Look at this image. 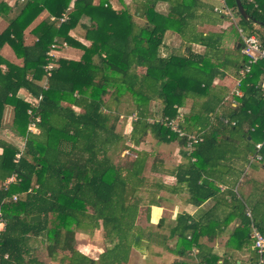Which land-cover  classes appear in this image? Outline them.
Here are the masks:
<instances>
[{"label": "trees", "instance_id": "trees-1", "mask_svg": "<svg viewBox=\"0 0 264 264\" xmlns=\"http://www.w3.org/2000/svg\"><path fill=\"white\" fill-rule=\"evenodd\" d=\"M240 1L248 20L235 0H225L236 22L204 0H16L12 6L0 1L1 17L16 10L0 32V47L7 43L22 59L21 66L0 61V128L7 107V127L22 143L0 140V211L6 219L0 264L125 263L132 248L152 238L138 219L143 212L148 221L150 207L164 199L161 193L180 195L195 206L212 200L200 217L175 216L167 235L175 241L173 264H188L176 259L192 249L197 264H218L205 242L233 220L238 225L230 236L232 248L249 252L248 264L257 263L249 233L252 222L264 234V175L260 180L253 175L264 171L263 62L241 78V96L217 82L240 77L247 62L237 47L238 28L257 35L264 46V0ZM66 10V21L50 20ZM44 11L30 30L35 39L26 44L23 31ZM78 26L87 45L69 35ZM64 41L79 57L61 56L46 70L51 44L59 51ZM22 88L27 97L17 94ZM186 101L188 110L182 112ZM123 104L128 109L122 111ZM121 112L130 117L131 147L116 130ZM177 116L180 129L201 135L191 154L185 137L162 122ZM37 117V131H29ZM147 137L175 143L179 161L137 148ZM126 148L133 158H111ZM150 158L149 169L158 175L151 179L145 174ZM247 163L253 172L239 180ZM164 174L173 181L165 182ZM239 181L247 192L233 190ZM36 214L39 220H28ZM97 229L105 249L92 258L78 250L77 233L92 235ZM219 264L242 263L228 252Z\"/></svg>", "mask_w": 264, "mask_h": 264}, {"label": "crops", "instance_id": "crops-1", "mask_svg": "<svg viewBox=\"0 0 264 264\" xmlns=\"http://www.w3.org/2000/svg\"><path fill=\"white\" fill-rule=\"evenodd\" d=\"M0 1H3L5 2L6 4H8V6H12L10 5L8 2H6V0H0ZM16 0H13V2H15ZM96 1V0H94ZM212 5H216L218 2L217 0H204ZM19 4V3H18ZM20 5V4H19ZM45 13L41 12L39 16H37L30 24L29 26L23 31L24 32V41L26 44H30L33 39H35V37L33 36V34L30 32L31 28H33V26H35L40 20L43 19V17L46 16V11H44ZM45 15V16H43ZM43 16V17H42ZM85 19H83V21H85ZM237 21V18L235 19L234 18V21L232 22H236ZM5 22V21H4ZM229 23H231V21H226L222 26L223 28L224 27H227L229 25ZM1 25V23H0ZM5 28V27H4ZM4 28H1L0 27V32L3 31ZM72 31L69 32V35L72 36L73 38H75L72 34H71ZM176 40L178 41V38L175 37ZM77 39V37L75 38ZM78 41H80L81 43L84 42H88L87 40H85L84 38L82 37H78L77 39ZM85 44V43H83ZM87 45V44H85ZM197 48H201L203 49L202 47H199V46H196ZM65 51L66 49H73V50H77L73 47H70L69 45H67L66 47H63ZM188 48L185 47V51H187ZM62 51V52H63ZM60 51H56L55 52V57H54V60H56L57 58V55ZM71 53V52H70ZM66 57V56H65ZM1 59L5 60V61H8L14 65H17V66H21L22 65V59L20 57H17L16 54L14 53L13 49L7 44H3L1 47H0V61ZM76 59V58H74ZM5 64H1V66L3 67V69L5 68L4 67ZM232 76V75H230ZM228 76L223 79V80H217V82H220V83H224L228 88H229V94L232 95V96H236L235 94H231V90L234 88L236 81H237V77L235 78L234 76H232V78L230 79H227ZM263 80V79H262ZM228 81H230V83H228ZM17 94L19 96H26L27 97V92L25 89H19V91L17 92ZM23 97V96H22ZM233 104V102H232ZM10 110H8V108H4L3 110V118H2V127L0 128V140H5V141H8V142H11L13 143L14 145H22L21 143V139L16 135L14 134L11 130H9V128L7 127V124H8V121L11 120L9 119L10 117ZM37 131V128L35 127V129L32 130V132H36ZM16 138H18V140H16ZM173 146V144H172ZM178 149V148H177ZM2 152V149L0 147V153ZM177 156V159L176 161H179V153H178V150L177 152L174 154ZM247 168V165L244 166L243 168V172L239 178V180H242L243 176L248 172L246 170ZM248 169V168H247ZM244 173V174H243ZM164 178L168 177V179H172V180H164L165 182H168V183H171L173 181V177H171L169 174H164L162 175ZM14 180V177H11L9 179H7L5 181V183L9 182V181H12ZM241 188V190L243 192H247V190H249V187L246 185V184H241L240 181L237 183V185L234 187V191H236V188L239 189ZM220 190H222L223 188H225L224 185H221L219 186ZM164 195V199H162L160 201V205L159 206H156V205H152L150 207V212H149V217H148V221L146 220V225L147 226H143V228L146 229V231H150L153 235H152V238H150L146 244H143V247L145 248V250L147 249L148 253H144L142 255L143 258H145L146 260H149V264H173V261L175 259V256L173 254H171V249L174 248V244H175V241L172 240V239H167V235H168V232L170 231V226L173 224V221H174V218L177 214L179 213H187L188 215L192 216V217H200L202 216L204 213L203 212H199L200 210H206L208 209L211 204H212V200L211 199H208L206 200L204 203H202L200 206H195V205H192V204H189V203H184L183 202V197L180 196V195H173V196H170L168 195L167 193H161ZM225 213V212H224ZM238 225V222L237 220H233L232 222H230L229 224L225 225L223 227V231L222 233L216 237V238H213L211 239L210 241H206L205 242V247L207 248H212V250L218 255V259H217V263H221V257L223 255H226L228 252L230 254H233V259H236V263H242V264H248L249 262V259H250V253L249 252H245V251H242V250H235L232 248L233 244L231 243L230 241V236H231V233L232 231L234 230V226H237ZM155 234H161V235H164V236H158L159 239H156L157 236ZM78 239V238H77ZM157 240L156 242L154 240ZM150 241V242H149ZM158 241H160L161 244H163L162 246L164 247L165 249V252L167 254L170 255V257L168 258H163V259H159V260H155V258H151V250H152V247L154 246V244H156ZM78 241H77V248L79 251H81L82 253L92 257V258H97L95 256H92L91 254L87 253V251L85 250V248H82L81 246L78 245ZM194 246L197 248V245L194 244ZM194 247V248H195ZM252 248V246H250V249ZM134 248H132L131 250H133ZM104 249H101V251H99L98 253L100 254ZM195 249H192V251H190L189 254H187L186 256L182 257V258H177L176 261H180L181 262H186L188 264H197L198 263V259H197V255L195 254V252H193ZM131 253V251H130ZM130 253H129V256H128V259L127 261L124 263H121V264H127V262L129 263L130 262ZM98 254V255H99ZM148 256L149 259L147 258ZM228 257V256H227Z\"/></svg>", "mask_w": 264, "mask_h": 264}, {"label": "rangeland", "instance_id": "rangeland-1", "mask_svg": "<svg viewBox=\"0 0 264 264\" xmlns=\"http://www.w3.org/2000/svg\"><path fill=\"white\" fill-rule=\"evenodd\" d=\"M96 2H97V0L95 1V3ZM11 9L12 10L6 14L7 18L0 16V23H1L0 27L1 28H4V27L6 28V26L8 25V18L15 14L16 10H14L13 8H11ZM43 13H45V12H43ZM39 15H41V14H39ZM43 16H45V15H43ZM227 27H229V26H227ZM82 33H83V30L79 26L76 30H73L71 32V34L75 38L77 37V39H78V37H81L80 35H82ZM167 39H171V37H168ZM172 39L174 40L173 44L177 45L178 41L176 40V38L173 37ZM83 43L88 44V42H84V41H83ZM194 49L197 51L202 50L201 48H197L196 46L194 47ZM63 50H64V48L59 49L60 52L57 55L56 61L61 56H66L68 58H78L79 57V54H80L79 50H73L70 48L66 49L65 51H63ZM163 51L164 50L160 49L161 53ZM230 78H232V76H228L227 79H230ZM228 83H230V81H228ZM22 96L26 97L24 95H22ZM63 104H65V103L63 102ZM189 104H190V101H186L185 105L182 107L183 109L181 111L182 112L187 111ZM123 105H125V104H123ZM158 106H159L158 103L155 101L151 103V108L154 111L157 109ZM74 109L78 110L77 107H74ZM121 109L123 111L124 109L125 110L128 109V107H127V105H125V106H122ZM129 119H130V117H128V118L125 117L124 112L123 113L121 112V115L119 116L118 123L116 125V130H117V132H121V134L123 135L124 141L127 142L128 143L127 145L131 147L132 145L130 144L129 138H128L129 131H130V124H131V121ZM16 140H18V138H16ZM137 148L145 149L148 151L155 150L159 156H162V158L169 160L170 163L176 162V159H177V156L174 154L177 152L178 146L175 143H173V146H172V144H170V145H165V144H161V143L157 144L156 141L151 140V138L147 137L140 143V145ZM121 152L122 153L120 155H118L117 151L111 153V158L117 162V161H121L123 158H133L135 156V153L132 150H130L129 148L123 149ZM150 160H151V158L148 160L147 168L145 170V174H146V176H148L147 178H149V179H151L152 176H158V175H153L152 174L153 172L150 171V169H149ZM255 161H257V160H255ZM246 165L248 168V169L246 168V170L249 173H252L253 171L250 170L251 163H247ZM253 175L255 178L260 180L264 175V171L262 169L255 171L253 173ZM165 179L167 181L172 180V179H168V177L164 178V180ZM138 222L141 226H147L146 225V218H145V215L143 212H141L139 219H138ZM160 236H162V235L160 234ZM77 238H78L77 241L79 243L78 245L81 246L82 248H85L87 253L91 254L92 256L97 257L99 254L98 252L101 251V249H105V243L103 242L101 229L95 230L92 235L78 232ZM156 239H159V238H156ZM156 239L154 240L155 242L157 241ZM147 241L148 240L143 239L137 248H134L133 250H131L130 257H129L130 262L129 263L127 262V264H149V262H148L149 260H146L145 258L142 257V255L144 253L145 254L148 253L147 249L145 250V248L143 247V244H146ZM162 245L163 244H161L160 241H158L156 244H154V246L152 247V250H151V256H152L151 258H155V260H159V259L170 257V255L165 252V249ZM149 257L150 256H148L147 258L149 259Z\"/></svg>", "mask_w": 264, "mask_h": 264}, {"label": "built area", "instance_id": "built-area-1", "mask_svg": "<svg viewBox=\"0 0 264 264\" xmlns=\"http://www.w3.org/2000/svg\"><path fill=\"white\" fill-rule=\"evenodd\" d=\"M218 3L214 6L215 11H220L230 17L231 20L234 21L232 11L230 8L226 5L225 0H217ZM10 5H12L14 2L13 0H6ZM72 3H70L69 8H71ZM68 19L67 10L62 12L61 15L57 18L54 16H50V20H57L59 23L64 22ZM238 33L240 36V43H239V50L242 55H244L247 58V62L243 65L242 68L239 70L240 77H237V81L235 83L234 88L231 90V94H235L236 96H241L242 92L239 89V83L241 81V78L247 74L250 69L251 65L261 61L264 65V46H262L260 39L255 34L246 35L243 33L241 28H238ZM68 44L64 41L62 44L63 47H66ZM56 44L53 42L51 44V48L48 51V62L45 66L46 70H50L54 67L55 64V52L53 49L55 48ZM262 87L263 97H264V78L260 83ZM264 99V98H263ZM234 104V103H233ZM178 119L179 116H177V120L175 118L168 119L167 117H164L162 119V122L166 124L173 132H176L179 137H185L186 140V149L187 154H191L193 151L194 145L201 141V135L200 133H186L182 129L178 127ZM39 118L37 117L35 121H31L28 125V130L32 131L35 129V122L38 121ZM261 143L256 144V149L260 148ZM19 156V153L16 154V157ZM260 156H256L255 159L258 160ZM251 160H253V157H251ZM12 199H16V195L12 196ZM247 215H250V212L247 211ZM6 225V219L2 215V212L0 211V233L5 229ZM250 238L252 239V249L257 253L258 260L256 264H264V234H262L255 225L251 222L250 223ZM3 257H6V254L3 255ZM1 260V258H0ZM205 264V263H204Z\"/></svg>", "mask_w": 264, "mask_h": 264}, {"label": "water", "instance_id": "water-1", "mask_svg": "<svg viewBox=\"0 0 264 264\" xmlns=\"http://www.w3.org/2000/svg\"><path fill=\"white\" fill-rule=\"evenodd\" d=\"M235 5H236L237 11L240 14V16L242 18L248 20L249 19V15L245 12V10H244V8H243V6L241 4V1L240 0H235ZM261 25L264 26V23H261ZM237 47H239V46H237ZM39 219H40V216L38 214H36V215H30L29 218H28L29 221H37Z\"/></svg>", "mask_w": 264, "mask_h": 264}]
</instances>
